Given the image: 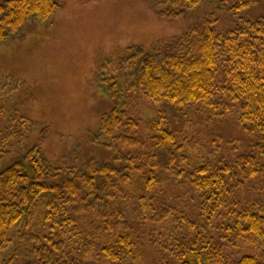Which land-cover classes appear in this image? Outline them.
Wrapping results in <instances>:
<instances>
[{"label": "trees", "instance_id": "16d2710c", "mask_svg": "<svg viewBox=\"0 0 264 264\" xmlns=\"http://www.w3.org/2000/svg\"><path fill=\"white\" fill-rule=\"evenodd\" d=\"M206 1L166 0L174 10L161 15L180 18ZM249 2L233 1L231 18ZM58 8L57 0H0V40ZM232 20L219 32L210 14L150 53L130 48L102 79L116 103L92 142L113 153L110 163L53 168L33 148L5 166L33 123L0 105V252L13 233L25 251L16 247L0 264H144L147 232L166 222L173 230L151 241L163 261L264 264V15ZM140 96L186 112L185 124L193 114L195 136L172 130L163 112L138 119L118 104ZM229 124L246 147L226 141L221 125ZM203 147L192 162L188 154Z\"/></svg>", "mask_w": 264, "mask_h": 264}, {"label": "rangeland", "instance_id": "374dc122", "mask_svg": "<svg viewBox=\"0 0 264 264\" xmlns=\"http://www.w3.org/2000/svg\"><path fill=\"white\" fill-rule=\"evenodd\" d=\"M233 1L222 4L221 0H209L183 17L169 18L161 15L174 10L166 0H57L58 10L45 21L28 19L9 38L0 40V105L7 114L18 111L33 123L27 136L14 144L5 166L33 148L53 168H68L77 161L85 163L92 158L110 163L113 153L92 142L101 115L116 103L107 95L102 79L115 74L113 69L130 54V48L139 47L150 53L158 43L182 35L210 14L217 18L219 32L235 26L232 18L264 15L262 0H251L249 6L231 18L228 8ZM118 104L125 107L129 116L138 119H150L163 112L172 130L195 136L189 127L193 114L185 118V124L182 117L186 112L141 96L127 97ZM229 121L232 123L231 118ZM201 123L198 125V130L203 131L201 141L209 146L204 136L207 131L204 125L208 122ZM221 127L225 129L226 141L236 148L249 143L233 125ZM228 147L223 146L224 150ZM231 153L226 151L224 155ZM205 155L204 147L188 154L192 162ZM172 230L170 222L151 226L146 235L148 240H144V264H171L170 257L163 261L161 251L153 243L162 242ZM10 239L7 248L0 252V263L16 247H20L21 255L25 253L15 233ZM228 256L229 261L232 257ZM211 260L217 264L216 259Z\"/></svg>", "mask_w": 264, "mask_h": 264}]
</instances>
